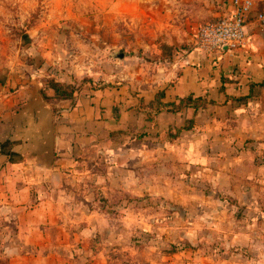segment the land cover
Listing matches in <instances>:
<instances>
[{
  "label": "crops",
  "instance_id": "1",
  "mask_svg": "<svg viewBox=\"0 0 264 264\" xmlns=\"http://www.w3.org/2000/svg\"><path fill=\"white\" fill-rule=\"evenodd\" d=\"M262 10L264 0H256L254 11ZM248 30L245 46L193 48L170 61L169 72L161 67L141 79L146 84L136 93L129 83L67 98L52 87H44L45 97L39 82L13 90L2 85L0 220L17 228L7 242L10 254L66 263L99 229L101 194L177 195L179 175L190 196L195 180L212 178L240 205L256 208L260 221L242 223L235 240L244 239L243 229L264 225V24L253 16ZM190 94L207 100L197 109L164 105ZM211 165L219 169L210 172ZM225 166L230 173L222 172ZM7 226L0 224V236ZM63 248L69 257L61 256Z\"/></svg>",
  "mask_w": 264,
  "mask_h": 264
},
{
  "label": "rangeland",
  "instance_id": "2",
  "mask_svg": "<svg viewBox=\"0 0 264 264\" xmlns=\"http://www.w3.org/2000/svg\"><path fill=\"white\" fill-rule=\"evenodd\" d=\"M229 1L0 0V91L58 80L79 93L128 83L139 92L141 79L201 47L202 26ZM181 177L177 195L101 194L99 229L61 264H264L263 224L234 239L242 223L260 221L256 208L212 178L195 180L190 196ZM3 220L0 264H37L10 254L17 228Z\"/></svg>",
  "mask_w": 264,
  "mask_h": 264
},
{
  "label": "built area",
  "instance_id": "3",
  "mask_svg": "<svg viewBox=\"0 0 264 264\" xmlns=\"http://www.w3.org/2000/svg\"><path fill=\"white\" fill-rule=\"evenodd\" d=\"M231 8L206 22L201 28V47L206 51L236 49L249 40L248 21L255 16L264 24V10L254 11L255 0H230Z\"/></svg>",
  "mask_w": 264,
  "mask_h": 264
},
{
  "label": "trees",
  "instance_id": "4",
  "mask_svg": "<svg viewBox=\"0 0 264 264\" xmlns=\"http://www.w3.org/2000/svg\"><path fill=\"white\" fill-rule=\"evenodd\" d=\"M0 81L4 82L2 78H0ZM49 86L54 89L55 95L59 96V97H64V98L72 97L74 95V92H75V90L73 88L69 89L67 91L66 88L68 86L66 84L58 81V80H51ZM41 91L43 92L45 97H48L46 92H45V90L43 88H41ZM163 95H164V91L163 90H160V91L157 92V96H163ZM206 100L207 99L202 97V96L194 97L192 94H190V95H188L186 97L180 98V102H172L171 104L170 103H166L164 105H167L169 107V109L176 110V109H179L182 106L183 102H187V103H191L197 109ZM193 121H194L193 119L187 120L185 125L183 126V128L190 127L192 125ZM180 130H181V128H177V131H176L175 135L178 134ZM8 143H9V140H6V141L2 142V148H4V146L6 144H8ZM8 152H9L11 158H12V155H13L14 151L10 150Z\"/></svg>",
  "mask_w": 264,
  "mask_h": 264
},
{
  "label": "water",
  "instance_id": "5",
  "mask_svg": "<svg viewBox=\"0 0 264 264\" xmlns=\"http://www.w3.org/2000/svg\"><path fill=\"white\" fill-rule=\"evenodd\" d=\"M123 56H124V52H123V51H120V52L118 53V57L122 58Z\"/></svg>",
  "mask_w": 264,
  "mask_h": 264
}]
</instances>
